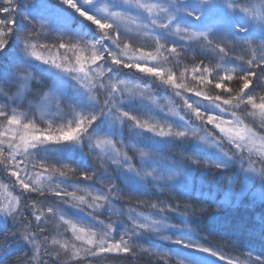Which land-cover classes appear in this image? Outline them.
<instances>
[{
    "label": "snow or ice",
    "instance_id": "1",
    "mask_svg": "<svg viewBox=\"0 0 264 264\" xmlns=\"http://www.w3.org/2000/svg\"><path fill=\"white\" fill-rule=\"evenodd\" d=\"M240 3L241 0H55V4L41 6L42 14L34 11L35 5L25 6L26 14L18 19V0H0V13L4 14L0 18V52L6 51L14 38L25 57L60 70L76 81L80 90L78 98L67 104V116L62 112L65 100L62 90H58L59 95L52 102L45 100L29 105V111L0 105V167L15 178L23 192L44 196L51 191L71 206L86 205L93 212L104 209L115 185H110L107 193L80 189L86 192L82 195L62 188L63 181L53 187L54 177H67L76 169L60 161L49 164L50 146L74 151L88 144L113 163H120L121 151L112 139L118 125L165 139L197 135L186 124L161 123L152 119L147 111L142 114L133 111L131 105L135 97L143 99L147 88L139 82L142 79L139 75L131 79L118 78L123 69H128L143 77L158 78L161 85L174 89L178 97L183 92H193L207 101L202 110L199 102L194 106L187 98L183 99L191 116L219 132V135L206 133L199 139L209 144L210 137L209 146L217 148H222L226 141L250 165L261 164L259 170L251 167L249 171H258L264 178V134L257 131V127L264 130V95L255 94L257 88L264 89V0L245 2L244 7H240ZM218 17L220 23H217ZM53 32L57 33L56 43L40 42L41 37ZM141 37L150 38L151 46L146 48L138 43ZM236 44L242 45L247 58L241 56L238 66L227 67L236 63L229 56ZM194 45L216 53L218 61L212 67L203 63L191 70L184 67L177 74L181 51L185 46ZM53 75L58 81L63 80L58 73ZM233 81L238 87L229 86ZM213 86L220 91L214 95L203 91ZM53 105L55 113L51 111ZM222 114L230 118L225 119ZM179 119L185 121L184 116ZM222 155L228 157L226 152ZM127 160L124 154V163ZM195 162L200 163L198 159ZM228 162L222 159L214 166L224 168ZM128 171L133 169L129 167ZM80 175L90 180L95 173L81 172ZM143 175L153 177V172L145 171ZM125 179L131 178L125 176ZM20 207V198L13 196L7 205H0V213L15 218L20 214ZM151 207L157 208V205ZM32 208L36 227L32 231L26 227L20 239L34 248L36 255L41 248L48 253V237L42 234L48 231V218H52L56 234L61 237L52 240V244L59 246L55 258L66 259V264H79L88 257L104 254L134 253V237L159 233L162 228L159 221L148 216L129 215L131 227L117 239L113 223L73 221L60 206L44 210L34 203ZM164 239L177 246L172 255L163 254L164 264H208L206 256L209 255L225 259L213 248L186 239L183 234L175 239L167 236ZM38 240L42 242L38 244Z\"/></svg>",
    "mask_w": 264,
    "mask_h": 264
},
{
    "label": "rangeland",
    "instance_id": "2",
    "mask_svg": "<svg viewBox=\"0 0 264 264\" xmlns=\"http://www.w3.org/2000/svg\"><path fill=\"white\" fill-rule=\"evenodd\" d=\"M257 2L258 0H251L249 4ZM18 3L20 7L18 9L19 15L17 18L20 19L21 16L26 14L25 6L35 5L36 7L34 11L37 14H42L43 9L41 6L44 4H55V0H18ZM3 16L4 14L0 13V18H3ZM220 21L221 18L218 17L217 23H220ZM65 39H67V37H65ZM56 41L57 33L55 32H53L49 36L40 38L41 43L54 44L56 43ZM138 43L143 44L146 48L151 46L150 38L141 37ZM170 46L171 45H169V47ZM186 47L187 46H185L181 51L179 66L176 69L177 74H179V71L184 67H188L189 70H191L192 67L201 65V63H203V65H207V62L210 61L209 59H204V57H201L202 53L198 50H188ZM4 53H6V57H9L8 73L10 75H13L18 80L19 91L13 99L17 103L16 105L7 103H0V105H6L9 108L17 106L19 107V104L23 100L31 81L36 75L32 69L34 66H36L39 70H44L52 80V88L50 92L40 103L45 102V100H47L48 102L54 101V99L59 95L58 90H62L65 96L62 112L65 114V116H67V104L69 103V101L76 99L79 96L80 90L76 81L72 80L70 76L61 73L58 69L52 68L50 66H41L38 62L35 61V59L25 57V55L19 50V47L14 38L11 45L6 49V51H4ZM241 56H245V52L242 49H235L231 57L236 61V63L229 64L227 65V67L238 66V58ZM246 58L247 56H245V59ZM218 59L219 57L211 58L214 63H216ZM53 73H58L59 75H61L63 77V80L58 81ZM188 78L189 80L191 79L190 71ZM144 87L147 88L145 97H151L153 94H155V90L153 89L151 84ZM218 90L219 89H214V86L211 88L203 89V91L213 95L218 93ZM169 92L174 94V97L162 94L159 98L156 99L155 105H148L147 103L143 104V99L137 96L135 97L131 105L132 110L139 114L147 111L152 119L161 123H171L181 126H184L186 124L188 129L195 131L197 134L195 138L191 136L189 137L193 139L195 146L200 151V158L212 166H214L216 162H219L222 159H228L229 162L227 166L222 169H239L245 176V182L243 183L244 185L242 186V190L244 194L250 198L249 201L253 205H258L264 202L259 199L260 190L257 187L248 185L251 181L257 180L259 178L258 171L257 173H254L252 171H249V168L254 167L259 170L262 166H259L256 163L254 165H250L246 160L241 159L239 152L231 145L230 146L233 147L237 156H232L231 154H229L224 146L222 148L209 146V144L212 143L210 137L209 144H205L201 139H199L204 138L206 136V133H208L207 131L209 130L215 131L218 135L219 132L218 130L214 129L212 125H202L199 120H197L194 116H191L188 113V110L183 105V99L187 98L190 103H193L194 106L196 105V102H199L202 110L207 106L208 102L204 101L202 97H196L193 92H183L181 97L176 96L175 90L171 87ZM255 94L264 95V89L257 88ZM175 99H178L180 101L183 110L178 109L174 105ZM124 100L127 107V96L124 97ZM21 110L29 111V109ZM51 111L55 113L56 109L54 105L51 108ZM173 113H177L178 115H174ZM32 114V112H29V115ZM222 115H224L225 119L230 118L226 114ZM180 116H184L185 121H180ZM125 126L127 127L126 131H119L117 130V128L119 127L118 125L116 128V135L112 137V139L117 142L116 146L121 151V156L119 158L120 163H113L112 160L108 156H104L99 149H94L88 144H85L88 147V152L91 156V159L100 161L104 166L112 170L111 172L106 171L103 175L98 177V180L95 177L90 180H85L80 175L81 172H87L89 175H91L88 167L84 168L81 163L73 161V155L75 153H79L81 148H77L74 151H67L64 150L61 146H50L49 153L47 155V161L49 164H56L57 161H60L61 163L68 164L72 168L76 169V172L74 174H69L67 177H54L53 187L55 186V184L63 181V183L61 184L62 188H67L68 191H77L78 195H82L86 194V192H81L79 191L80 189H86L88 191H92L93 193L100 191L107 193L108 187L110 185H115V190L110 194L108 205H106L104 209H97L95 212H93V210L88 208L86 205L74 207L71 206V204L63 203L60 198L55 197L51 193V191H49L44 196H50L52 198V201H54V204H51L50 206L62 207L67 214V218H70L73 221H83L86 224H96L97 220H101L104 222V224L113 223L116 226L115 236L117 239L129 227H131L129 215H136L138 217L148 216L150 219L157 220L162 226L159 233H145L139 236L138 239L134 237L133 241L134 246L137 247V251L139 253L151 255L161 261H164V259L162 258L163 254L167 253L169 255H172L173 250L177 248L176 245L164 239V237L166 236L175 239L183 234L186 239H192L193 241L201 243L204 246L211 247L195 237V235L188 229L185 219H183L182 216L174 214L167 205L166 207H162V209H160L159 206L162 203H160L157 196L159 194H162L163 191L165 192V189L169 186H171L172 192H176L174 190L175 186L179 188L191 189L197 187L201 189L203 186H206L207 183H203V179L198 182L187 178L185 179L177 172H175L172 168L169 169L168 166H166L162 161L153 159L152 154L161 150V140H153V137H146L142 134V132L133 131L131 127L127 125ZM206 126H209L210 129H208ZM132 147L135 149V151H137L136 153L139 155L137 161L128 156V150ZM223 152L228 153V157L223 156ZM141 153H144L145 155L142 156ZM124 154L127 155V163H124ZM40 155L43 156L44 153L41 152ZM18 159H21V157H18ZM36 159H39V157H37ZM129 167H131L133 171H128ZM35 171L42 170L36 169ZM145 171L153 172V177L145 178L143 175ZM136 172H140V175L137 176ZM116 175L118 177H121L122 183L120 181L119 184L116 182ZM125 176L130 177L131 179H125ZM96 180L97 183H95ZM230 182L233 187V181L230 180ZM231 190L232 189L226 190L225 193H230ZM6 191L19 198L20 195H18L17 192L27 193V195L30 194L32 196H41L37 193L23 192L19 184L16 186L15 190L12 188L9 189L4 182L0 181V205H7L9 199L12 198L11 195H9ZM217 194L219 197L218 200L222 203V205H225V200L228 198V196L223 193ZM152 204H156L157 208H152ZM216 204H218V202ZM173 218L177 219L179 223L174 222ZM48 219V223L55 230V222L52 220V218ZM67 235L70 237L71 233H68ZM53 239H61V237L56 234V230L52 240ZM52 245L56 249L59 248L58 245ZM143 249H147L148 251L145 252L143 251ZM216 251L220 255H223L225 259L220 260L218 257H212L209 255L206 256L208 264H229V261H231L232 264H254V262L255 264H260V262H264V260L260 258L259 261H257L258 257L233 258L221 253L218 250ZM156 253H159L160 255H156ZM113 255L122 256L128 254Z\"/></svg>",
    "mask_w": 264,
    "mask_h": 264
},
{
    "label": "trees",
    "instance_id": "3",
    "mask_svg": "<svg viewBox=\"0 0 264 264\" xmlns=\"http://www.w3.org/2000/svg\"><path fill=\"white\" fill-rule=\"evenodd\" d=\"M250 1L241 0L240 7H244L245 2L249 3ZM186 48L201 52V57L210 60L207 62V66L212 67L215 65L211 58H218L216 53L206 52L195 45ZM235 49H242V45L236 44L232 51L229 52L230 57ZM8 62L9 57H6V53L0 52V103L16 105L17 103H14L13 99L19 91V82L13 75L8 73ZM36 62L41 66L49 67L40 61ZM32 69L36 75L19 104L20 109L23 110L29 109V105L39 104L52 88V80L44 70H39L36 66ZM255 71L259 72V69H255ZM134 75L142 77L139 80L142 85L151 84L155 90V94L150 98H143V104L155 105L156 99L162 94L174 97V94L169 92L170 87L166 88L161 85L158 82V78L143 77V74H137L135 70L130 72L128 69H123L118 78L131 79ZM229 86L238 87V84L233 81L229 83ZM103 98V95H101V104L103 103ZM174 105L178 109L183 110L178 99H175ZM206 127L210 129L209 126ZM126 129V126L117 128L119 131H126ZM257 131L264 134V130L259 127H257ZM207 132L218 135L212 130ZM142 134L146 137H153V140H161V150L152 154L153 159L162 161L169 169L172 168L185 179H191L195 182L203 179V183H207L201 189L175 186L174 190L176 192H172L171 186L167 187L165 192L163 191L162 194L157 195L160 203H162L159 208L162 209V207L167 205L174 214H178L185 219L188 229L196 238L227 256L233 258L259 257L264 260V202L253 205L249 201L250 198L242 190L245 182L244 174L236 168L229 170L218 169L202 160L200 158L201 153L191 137L187 139H165L154 137L147 132H142ZM223 146L229 154L237 156L233 147L227 144L226 141ZM136 152L133 147L128 150V156L135 161L139 158ZM72 158L74 162L81 163L84 168L88 167L91 174L95 173L93 177L97 178V180L106 171H112L100 161L91 159L86 145L83 146L79 153H75ZM197 159L200 163L195 162ZM256 164L262 166L259 163ZM7 173L0 167V181L4 182L9 189L15 190L18 183L15 178ZM117 177L116 175L115 180L119 184L122 179ZM97 180L95 183H97ZM230 180L234 183L233 187ZM248 185L257 187L260 190L259 199L264 201V178L259 175L257 180L251 181ZM230 189H232L230 193H225L226 190ZM6 192L11 197L14 196L10 192ZM217 193H223L228 196L225 200V205H222L218 200ZM17 194L20 195V214L12 218L5 217L0 213V264H43V262L44 264H66V259L57 260L55 258L56 248L51 244L55 230L49 223L48 231L42 234V236L46 235L48 237L46 242V246L49 249L48 253H45L43 248H41L40 253L36 255L35 249L25 245L20 239V235L23 234L26 227L29 231L34 230L36 227V222L32 215L35 209L32 208V205L35 203L38 208L46 210L48 206L54 204L52 198L50 196H32L29 193L27 195V193L17 192ZM217 202L218 204H216ZM173 221L179 223L177 219L173 218ZM41 242L42 240L37 241L38 244ZM14 245L15 248L12 249ZM79 264H164V261L145 253H139L137 247H135V252L128 255L104 254L98 257H88L80 261Z\"/></svg>",
    "mask_w": 264,
    "mask_h": 264
},
{
    "label": "bare ground",
    "instance_id": "4",
    "mask_svg": "<svg viewBox=\"0 0 264 264\" xmlns=\"http://www.w3.org/2000/svg\"><path fill=\"white\" fill-rule=\"evenodd\" d=\"M15 248V245L12 247V249H14ZM43 264H44V262H43Z\"/></svg>",
    "mask_w": 264,
    "mask_h": 264
}]
</instances>
